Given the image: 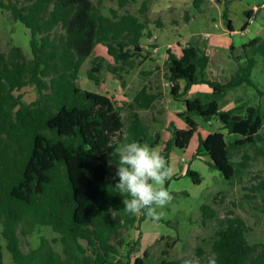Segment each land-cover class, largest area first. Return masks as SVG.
Wrapping results in <instances>:
<instances>
[{"label":"trees","instance_id":"trees-1","mask_svg":"<svg viewBox=\"0 0 264 264\" xmlns=\"http://www.w3.org/2000/svg\"><path fill=\"white\" fill-rule=\"evenodd\" d=\"M103 1L97 0L98 4ZM118 1L121 7L130 2ZM201 1L195 0V5ZM0 7L31 33V55L18 45L9 53L0 49V250L5 239L17 264H112V241L121 242L125 231L146 217L136 218L124 211L123 199L128 197L114 189L115 172L110 163L117 159V145L135 140L156 147L161 137L149 133L137 111L131 112L124 130L115 101L82 88L78 78L98 43L106 45L115 62L121 63L113 72L131 65L133 53L142 50L146 23L130 11L118 15L112 9V15H106L94 0H0ZM148 7V0H143L140 11L146 14ZM223 15L233 31L228 11ZM248 24L249 19L243 30ZM230 48L238 63L237 72L230 77L207 74L209 56L195 40L182 48L181 56L168 49L167 79L175 100L197 83H205L213 91L207 101L200 96L184 100L186 109L179 115L186 127L173 124L172 138L160 150L168 162L173 147L184 149L190 144L198 132V117L208 121L215 117L229 133L245 136L233 145L257 142L261 123L257 110L242 116L237 107L222 109L220 100L243 84L257 87L252 71L258 57L264 61V37L244 43L243 56L234 55L233 43ZM100 66L94 60L88 71L96 83ZM29 86L37 90V96L27 101ZM258 92L264 97V90ZM157 97L143 87L134 95L131 107L149 108ZM109 140L117 142L113 148L106 147ZM229 146L225 132L211 131L199 137L193 157L208 155L210 165L232 181L244 172L251 157L245 155L237 161ZM185 174L195 183L201 182L197 170L188 167ZM252 187L254 192H264V179ZM201 210L203 221L216 216L205 203ZM219 223L211 258H162L156 264H264V244L248 240V225L241 216H229ZM39 225L60 234L62 252L46 238L29 252L22 250L19 233L30 234Z\"/></svg>","mask_w":264,"mask_h":264},{"label":"rangeland","instance_id":"rangeland-1","mask_svg":"<svg viewBox=\"0 0 264 264\" xmlns=\"http://www.w3.org/2000/svg\"><path fill=\"white\" fill-rule=\"evenodd\" d=\"M94 2L106 15L111 16L112 9L118 15L127 11L138 15L146 23L142 50L133 53L131 65H124V69L119 68L115 73L112 71L113 67H120L121 63L115 62L106 45L98 43L80 70L78 84L84 89L111 97L121 113L124 130L131 112L137 111L149 133H157L161 137L160 144L155 147L159 151L171 140L174 125L177 128L186 127L184 118L179 115L184 112V102L179 103L173 98L171 82L167 79L168 49L181 56L182 48L193 40H200L197 45L204 48L209 42V37H205L207 32L214 35L228 30V20L223 15L225 10L228 11L233 27L239 30L235 37L232 36L237 46L234 55L243 56V50L239 46L242 39L264 37V0H202L199 6L195 5V0H148L146 14L140 11L143 0H130L123 7L118 0H104L101 4L97 0ZM254 6L259 7L255 14L258 27L242 34L249 18L247 11L251 12ZM30 36V29L24 23L15 20L9 10L0 7L1 51L9 53L13 45H18L31 55ZM216 49L223 70L216 73L230 77L231 59L238 65L231 48L225 45ZM94 60L101 65L100 71L96 73L99 83L91 80L88 75ZM213 70L209 69L207 74L214 76ZM252 79L258 89L264 90V61L261 57H258V63L252 71ZM143 87L158 94L155 103L149 108L135 105L131 107L134 104V95ZM257 87L243 84L231 89L230 97L223 96L220 100L221 108L230 103L241 113L257 110L255 113L261 119L259 137L253 145H233L238 137L245 136L226 131L232 158L241 161L245 155L251 157L244 172L230 181L219 169L210 165L211 159L208 155L193 157L199 137H205L208 131H215L219 122L215 117L211 119L212 122L198 117V132L190 144L184 149L173 147L170 152L168 163L173 174L167 188L174 197L172 203L160 210L162 216L159 220L147 217L143 221L137 220L122 235L121 242L112 241L113 252L109 257L112 264H156L162 258L188 261H198L202 257L211 258L212 244L220 229L219 221L234 215L241 216L246 221L247 238L251 243L264 244V192L252 191V186L264 179V97L260 96ZM198 88L199 90H195L197 96L204 101L212 98V93L201 91L206 85L200 84ZM36 96L37 90L33 86L26 88L27 101ZM110 167L115 172L116 163L111 162ZM188 167L200 173V183H195L185 174ZM204 203L216 211L215 217L205 221L201 210ZM135 216L140 218L141 215ZM19 238L24 252L37 247L41 238H46L53 248L62 252L60 234L50 226L39 225L30 234L19 233ZM2 244L0 264H17L6 247L5 239ZM165 250L167 255L163 254Z\"/></svg>","mask_w":264,"mask_h":264},{"label":"clouds","instance_id":"clouds-1","mask_svg":"<svg viewBox=\"0 0 264 264\" xmlns=\"http://www.w3.org/2000/svg\"><path fill=\"white\" fill-rule=\"evenodd\" d=\"M116 143L109 140L106 147L113 148ZM115 163L114 189L128 197L123 199L124 211L133 216L144 215L159 220L162 216L160 210L174 199L166 187L173 174L166 157L157 148L133 140L117 145Z\"/></svg>","mask_w":264,"mask_h":264},{"label":"crops","instance_id":"crops-1","mask_svg":"<svg viewBox=\"0 0 264 264\" xmlns=\"http://www.w3.org/2000/svg\"><path fill=\"white\" fill-rule=\"evenodd\" d=\"M251 13V12H250ZM256 27H258V21H254L252 23H249L246 27L245 30H242L241 33H245L247 31H250L252 29H256ZM208 33V32H207ZM239 33V30L238 29H235L233 31H230L229 29L226 31V32H221V33H217V34H210L209 38H208V44L206 43L204 49L206 50V53L208 54L209 56V64H208V68H207V71L209 69H214V75L216 72H221L223 71L221 68V64H220V57H218V52L216 51V47L218 48V46H224L227 45V46H230L232 43L234 44L235 46V50L237 48V46L235 45V42H234V38L236 36V34ZM233 36V37H232ZM251 39H253L252 37H248L247 39H242L241 42H240V45L239 46H242L244 43H247L249 42ZM199 43H200V40H198ZM209 46H212L213 48L209 47ZM242 56V55H241ZM241 60H244V58H242ZM230 65H231V75H234L237 70H238V65L235 64L232 59H231V62H230ZM206 71V72H207ZM217 74V73H216ZM230 75V76H231ZM200 84H203V85H206V88H203L201 91L205 90L207 91V93H212V89L211 87H209L207 84L205 83H197L195 85H193V87L190 89V91L187 93L186 97L185 98H180L179 100H176L177 102L179 103H182L184 102L183 99L185 100L186 98H194L196 95L195 93V90H199V88L197 89L198 85ZM195 94V95H194ZM230 94L231 92L229 91L228 93H226L225 96L227 97H230ZM230 108H235V105L234 104H230L228 103L227 107H224L222 109H230ZM186 109V105H185V102H184V108L182 109L183 111ZM180 109H178V111H182ZM240 115L242 116H245V115H248L250 114L249 112L247 113H241V112H238ZM210 122H212L210 120ZM215 131H223L226 133V131H228L226 128L223 127V123L219 120L218 124L216 125V130ZM211 132V131H208V133ZM244 136V135H243ZM242 137H238L236 140L238 139H241Z\"/></svg>","mask_w":264,"mask_h":264},{"label":"built area","instance_id":"built-area-1","mask_svg":"<svg viewBox=\"0 0 264 264\" xmlns=\"http://www.w3.org/2000/svg\"><path fill=\"white\" fill-rule=\"evenodd\" d=\"M259 7L258 6H254L252 9H251V13L250 15L248 16L249 18V23H252L255 21V14L257 13ZM210 34L209 33H206L205 34V37H209ZM157 50V49H156Z\"/></svg>","mask_w":264,"mask_h":264},{"label":"water","instance_id":"water-1","mask_svg":"<svg viewBox=\"0 0 264 264\" xmlns=\"http://www.w3.org/2000/svg\"><path fill=\"white\" fill-rule=\"evenodd\" d=\"M198 43H199V41L197 40V41H196V44H198Z\"/></svg>","mask_w":264,"mask_h":264}]
</instances>
